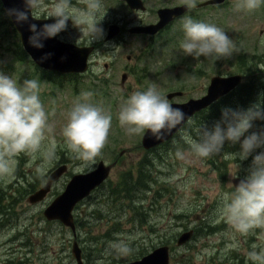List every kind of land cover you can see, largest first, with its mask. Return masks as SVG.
<instances>
[{
    "label": "rangeland",
    "instance_id": "obj_1",
    "mask_svg": "<svg viewBox=\"0 0 264 264\" xmlns=\"http://www.w3.org/2000/svg\"><path fill=\"white\" fill-rule=\"evenodd\" d=\"M104 3L107 13L100 24L103 34L99 38L93 40L87 35L81 37L80 31L72 26L71 21L67 30L61 32L59 37L72 42L79 40L78 43L88 40L102 44L106 36V26L111 21L122 18L133 20L139 16L131 14L118 0H104ZM165 3L166 0H148L147 6L154 11ZM150 15L145 16L146 20L151 19ZM207 22L222 28L232 39L234 52L231 57L213 60L186 56L179 49V41L182 38L165 42L164 45L163 42L155 44L153 50L148 53L146 43L142 39L128 36L107 47H101L102 50L94 57L96 61L93 67L84 76L79 77L78 85L75 86L71 81L66 82L63 87H58L46 80H40L30 63L19 62L15 58L14 50L18 40L14 36L13 26L3 23L0 15V72L13 76L18 84L24 79L39 81L40 99L49 114V123L53 128L55 155L45 166L43 182L62 159L65 158L69 164L68 172L54 184L44 201L34 205L30 204L26 197L15 205V212L6 226H0V264H76L72 254L74 235L71 229L59 222L46 220L43 211L64 191L74 174L96 168L100 160L107 164L116 162L109 177L112 184L118 181L122 172L136 168L146 152L141 145L143 135L128 134L120 127L118 121L121 103L134 90L146 89L150 84H156L165 95L182 90L183 96L169 100L170 103H182L190 98L205 95L213 76L239 73L241 53L245 52L247 62L257 60L260 56L264 60V5L252 11L237 10L235 0H227L225 5L212 11ZM106 63L110 64L109 68H105ZM124 73H128V78L125 84H122ZM86 92L92 94L91 102L110 111L113 117L112 128L100 157L87 168L81 167L79 161L67 154L61 135V128L73 102ZM215 123L204 126L211 128ZM260 130H264V120L258 119L246 135ZM45 144L47 145V141ZM187 147L177 149L187 151ZM177 149H159L158 154H149L156 163L152 174L157 183L142 200L144 207L150 212L145 224H139L138 219L130 220L134 212L129 207L117 210L115 205L107 204L109 185L96 191L92 195L93 198L86 199L75 210L76 217L83 222L77 232L81 247L86 248L88 252L91 250L93 255L103 253L106 257L98 264L109 263L112 257L119 261L127 259L129 251L119 253L111 247L112 242L117 239L123 240L127 246L134 241H137L136 245L147 244L150 240L159 246L162 245V240L172 241L175 235L177 239L178 235L186 230V226L197 232L198 225H204V222L218 225L220 228L212 234L199 231L197 238H193L183 247H178L175 241L168 243L172 248L171 264H249L247 253L252 250L253 244L264 242V232L256 229L248 235H241L219 218L218 209L221 205L220 193L232 190L230 182L233 183L236 178L232 174L238 168L237 163L240 164L239 176H245L253 156L261 149H257L251 158L244 161L229 158L224 179L211 164L212 156L206 159L188 157L189 162L185 163L175 159L174 153ZM43 164L42 157L38 156L33 161L28 155L21 153L15 158L11 175L0 178V183L6 187L19 178L24 179L21 177L24 172L25 178L30 181L33 175L40 176L36 170ZM170 177L176 179L170 180ZM162 185H167L168 191L162 189ZM157 190L161 192L155 201ZM116 222L120 223L117 239L103 243L106 239L104 235L113 229ZM151 224L155 226L154 232L151 231ZM93 235L101 236L102 240L98 244L102 249L100 252L96 243L92 242Z\"/></svg>",
    "mask_w": 264,
    "mask_h": 264
},
{
    "label": "clouds",
    "instance_id": "obj_2",
    "mask_svg": "<svg viewBox=\"0 0 264 264\" xmlns=\"http://www.w3.org/2000/svg\"><path fill=\"white\" fill-rule=\"evenodd\" d=\"M262 5L264 0H235L237 10L252 11ZM185 6L191 10L197 6V0H185ZM106 13L104 0H23V8L10 10L17 23L53 21L42 25L29 23L32 33L28 38L29 44L38 49L44 47L46 39L66 31L69 21L80 31L81 37L99 38L103 34L100 24ZM181 27L183 37L179 41V49L184 55L213 60L233 55L232 39L215 24L185 16ZM40 92L38 80L24 79L18 84L13 76L0 72V178L11 175L15 158L21 153L33 161L38 156L43 158L44 164L36 170L43 177L46 164L55 155L53 128ZM91 96V93H82L73 102L61 128L65 151L85 168L100 157L113 119L110 111L91 102ZM258 119L264 120V110L258 105L244 111L225 108L221 120L211 128L200 124L191 130L184 129L181 139L188 146L187 151L177 149L174 153L175 159L188 163V157L210 158L220 154L226 143L239 144L238 151L225 155L226 158L244 161L261 149L253 156L247 174L238 185L230 182L232 190L220 193L219 218L241 235H248L256 229L264 232V130L246 135ZM118 121L128 134L148 133L156 140L185 122L192 126L187 114L173 107L156 84L134 90L121 103ZM237 164L233 177L239 176L240 164ZM111 247L119 253L129 251L127 244L120 239L113 241ZM247 259L249 264H264V242L253 244Z\"/></svg>",
    "mask_w": 264,
    "mask_h": 264
},
{
    "label": "water",
    "instance_id": "obj_3",
    "mask_svg": "<svg viewBox=\"0 0 264 264\" xmlns=\"http://www.w3.org/2000/svg\"><path fill=\"white\" fill-rule=\"evenodd\" d=\"M5 11L11 19L14 27L20 34L21 43L30 56L32 61L40 68L48 71L60 72L64 74L70 73H85L89 69V58L94 51V46H78L73 43H68L61 40L58 36L49 38L44 41L42 49L35 48L29 44V36L32 35L29 29V23L35 22L38 25L51 23L52 20H39L26 23H17L15 17L10 15L11 9L23 8V0H1ZM126 1L131 9L146 10L143 0H123ZM225 0H208L203 5L221 4ZM188 9L185 5L174 8L159 9V21L156 24L147 26L133 27L131 32L146 33L155 35L167 24L172 22L177 17L184 14ZM121 28L118 24H111L108 29V34L105 38L110 41L120 34ZM127 79V74L122 77L124 83ZM243 80L241 74L230 76H214L211 79L207 93L199 98H191L186 102H172L173 107L182 109L191 119L195 114L208 109L215 102L232 92L240 85ZM183 92L173 91L167 97L173 99L177 96H182ZM187 122L178 125L176 129L166 133L160 140L152 138L148 133H145L142 138V146L146 150L155 148L168 140L172 139ZM112 165H107L101 160L97 167L89 172L77 173L72 176L71 180L66 185L65 190L58 195L44 210V215L49 221H61L64 225L70 227L76 236V222L74 210L76 206L92 194L99 186H101L110 176ZM68 171V164L64 163L56 167L48 176L46 183L29 196V202L32 204L43 201L49 192L52 190L53 184L58 181ZM244 177L238 176L233 179V184L238 185L240 179ZM194 231L187 230L181 233L178 237L177 244L182 246L189 242L193 237ZM72 253L75 257L76 264H85L83 259L82 248L77 240L73 243ZM170 246L162 245L155 248L149 254L140 259L126 262L123 264H170Z\"/></svg>",
    "mask_w": 264,
    "mask_h": 264
},
{
    "label": "trees",
    "instance_id": "obj_4",
    "mask_svg": "<svg viewBox=\"0 0 264 264\" xmlns=\"http://www.w3.org/2000/svg\"><path fill=\"white\" fill-rule=\"evenodd\" d=\"M0 15H2V22L7 23L10 26L12 22L10 18L7 16L5 9L0 1ZM13 32L14 36L17 38L18 43L14 50L15 58L19 62H28L35 68V73L39 75L40 80H46L55 86L63 87L66 82H71L70 77H66L62 74H57L55 72L41 70L30 59L29 55L23 49L19 35L14 27ZM245 52L240 54L239 57V72L245 75V81L233 92L229 95L223 97L219 101L213 104L210 108L203 110L196 114L192 119V126L190 127L188 123L183 127L182 131L186 128L191 130L197 125H205L212 124L214 122H218L222 118V110L225 108H230L236 111H244L252 108L254 106H259L260 109H264V60L262 56H260L257 60L253 59L251 62H247ZM75 85H78L79 78L75 79ZM182 131L177 133L172 139L165 142L161 146L154 148L150 151L145 152V156L141 158L137 166L134 170H128L121 173L118 181L115 184L111 183V180L105 182L100 188L96 191H99L103 186L109 185V191L107 195V204L115 205V209H122L124 207H129L134 212V216L131 217L130 220L138 219L139 224H145L147 222V217L150 216L149 209H146L142 203V200L146 197V193L153 188V185L157 183V179L153 176V168H155L156 163L154 158H150L149 154L157 153L159 149L165 150H175L179 147L185 148L187 145L181 139ZM195 135V132L192 133ZM239 150V144L231 145L226 143L224 146V150L217 155H213L211 157V164L214 166L221 178H225V174L228 169L229 158H226V153H232ZM255 153V152H254ZM156 154V155H157ZM254 155V154H253ZM222 156V158H220ZM161 159V157L158 155ZM252 156H250L251 158ZM221 159V160H220ZM253 159V158H252ZM61 162H68L65 158L62 159ZM60 162V163H61ZM247 174V172H246ZM25 172L21 175L24 179H17L14 182H11L6 187L0 183V221L1 224L6 226L7 222L10 221L11 216L14 214L16 209V204L22 202L28 195L33 193L40 184L43 183L44 177H40L38 175H33L32 179L29 181L25 178ZM28 177V176H27ZM162 189L168 191L167 185H162ZM161 190L156 191V198L159 196ZM90 199L93 198L91 195ZM16 205V206H15ZM153 209V208H151ZM97 210H94L96 212ZM77 228L83 225V222L76 217ZM151 231H155L154 224L150 226ZM188 227L186 226V229ZM220 227L218 225L214 226L211 223L204 222V225H198L196 228L197 232L194 235V238H197L199 231H204L205 233L212 234L216 232ZM200 229V230H199ZM120 231V223L116 222L113 229L108 230L104 237L103 243L106 240L117 239L116 234ZM92 242H95L97 245V250L100 252L102 249L98 247L101 236L93 235ZM150 240L147 244H138L134 241L128 245L129 255L126 260H117V258L112 257V261L109 263L103 264H121L125 261L138 259L145 254L149 253L157 244H154ZM176 242V235L173 237V240L165 241L162 240L161 244ZM102 243V242H101ZM102 243V245H103ZM93 250V249H92ZM83 256L85 258L86 264H98L106 259L104 254L98 253L93 255L91 250L88 252L86 248H83ZM185 264H191L190 262H186Z\"/></svg>",
    "mask_w": 264,
    "mask_h": 264
},
{
    "label": "flooded vegetation",
    "instance_id": "obj_5",
    "mask_svg": "<svg viewBox=\"0 0 264 264\" xmlns=\"http://www.w3.org/2000/svg\"><path fill=\"white\" fill-rule=\"evenodd\" d=\"M143 1L146 5V8H147L146 10L131 9L125 1L118 0V2L120 4H122L126 9L130 10L131 14H138L139 16L135 17L133 20H125L124 18H122V19H116L114 21H111L106 26L105 33H107V30H108V27L110 26V24L117 23L121 28L120 34L117 37H115L114 39H112L110 41H106L104 39L102 44L98 41L85 40V41L78 43L79 45L76 42H72L69 40H64V41H66L68 43L77 44L78 46H94V51L90 56V62H89V64H90L89 69H91L93 67L95 61H96L94 57L96 56L98 51L102 50L101 47H103V46L107 47L109 44L114 43L116 40L120 41L122 39H126L128 36H133L135 38L142 39L146 43V47H147L146 51L148 53H150L153 50L152 47L153 46L155 47V44L159 45L160 42L161 43L163 42L162 45H164L165 42L178 41L180 38L183 37V31H182L181 23H182V19L185 16H191L195 20L207 22L208 18H210L212 11L215 10L216 8L220 7V6H223V4H225L227 2V0H226L225 3L220 4V5H203L208 0H197V6L195 8H193L191 10L188 9L184 14H182L181 16L177 17L172 22L167 24L157 34L150 35V34H146V33H134V32H131V29L133 27L147 26V25L157 23L159 21V15H158L159 9L174 8L177 6L185 5V0H166L165 4H162L161 6H159L154 11H151L150 8L147 6L148 0H143ZM148 14H151L150 20H146L147 17H145V16H147ZM58 36H60V35H58ZM129 58H130V56H129ZM109 67H110V64L106 63L105 68H109ZM126 69H128V71H129V68L126 67ZM68 76H70L72 78V81L74 83L75 78H78V76H82V74L81 75L70 74Z\"/></svg>",
    "mask_w": 264,
    "mask_h": 264
}]
</instances>
